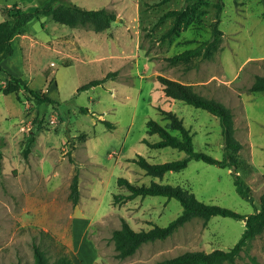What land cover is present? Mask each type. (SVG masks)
Segmentation results:
<instances>
[{"label":"rangeland","instance_id":"374dc122","mask_svg":"<svg viewBox=\"0 0 264 264\" xmlns=\"http://www.w3.org/2000/svg\"><path fill=\"white\" fill-rule=\"evenodd\" d=\"M46 1L0 0V21L8 17L6 7L28 8ZM66 1L114 10L117 20L109 29L96 30L89 23L70 27L41 16L14 38L13 54L2 61L0 264H33L34 242L43 245L50 260L64 245L73 264H154L187 251L229 249L240 239L245 221L215 215L206 222L195 217L171 236L144 243L133 255L119 259L112 231L121 226L122 217L137 230L149 229L155 223L167 225L182 206L179 200L163 196L115 203L114 194L129 192L119 186V177L138 185L155 179L181 185L199 200L240 214L260 207L264 91H252L251 86L257 75L264 74V0H224L218 18L217 0ZM169 10L177 13L161 18ZM215 25L221 34L211 56L201 53L187 62L168 61L209 39ZM8 74L26 79L33 90L59 104L38 103L23 87L18 93L4 94ZM159 75L192 84L198 93L232 109L235 135L243 144L239 156L248 164L240 173L253 201L237 192L229 168L192 159L182 171L160 179L146 175L129 160L141 154L151 163H163L186 155L143 142L145 137L159 139L147 132L149 119L166 122L158 106L183 119L193 133L195 150L223 158L219 117L165 96ZM94 79L104 81L78 91ZM76 172L80 199L74 205L69 195ZM229 264H264V233L249 241Z\"/></svg>","mask_w":264,"mask_h":264},{"label":"trees","instance_id":"16d2710c","mask_svg":"<svg viewBox=\"0 0 264 264\" xmlns=\"http://www.w3.org/2000/svg\"><path fill=\"white\" fill-rule=\"evenodd\" d=\"M215 6L218 18L223 11L224 0H217ZM4 10L8 17L0 21V70L3 69L2 61L13 54L14 47L12 43L14 38L24 31L28 23L34 19H39L41 16H51L55 21L70 27L89 23L96 30L109 29L113 22L117 20V14L114 10L108 8L89 9L79 4L69 3L66 0H48L42 5H35L28 8H21L17 4H14L11 7L4 8ZM176 13L175 10H169L161 18L173 16ZM177 19L178 16L175 17V20ZM174 28L175 26L169 32L173 31ZM220 34L221 30L215 25L212 30V36L209 39L194 48L186 49L183 52L169 57L168 61L171 64L187 62L201 53L204 56H211L217 49ZM8 76L7 84L3 88L4 94L12 92L18 93L23 87L38 103H47L54 107H57L59 104L57 100L46 94L33 90L28 85L26 79L12 74H8ZM158 80L165 96L168 98L181 100L197 108L205 109L219 117L224 143L223 158L218 159L204 151L195 150L193 133L185 125L183 119L175 111L158 106L162 119L166 122L162 124L154 118L149 119L147 121V132L150 135L158 134L159 139L157 141H151L145 137L143 142L150 148L161 149L171 147L185 152L186 155L182 158L163 163H151L141 154H136V156L129 160L142 168L146 175L160 179L166 173L182 171L192 159L202 160L222 168H229L232 170L233 182L237 192L244 199L253 201L251 188L246 185L240 173V170L246 168L248 164L239 156V151L242 149L243 144L235 135L236 129L232 109L214 98L198 93L192 84H186L162 75L158 76ZM103 81L104 79L91 80L80 86L78 91L101 84ZM251 90L264 91V74L255 77ZM104 123L110 124L105 120ZM33 140L34 137L32 134L29 145L24 150L25 156L28 155L30 144ZM118 184L119 186H125L129 192L114 194L115 203L131 200L137 196L142 198L147 196H163L168 199L175 198L179 200L182 206L181 213L167 225L155 223L149 229L137 230L125 217H122L121 226L112 231L116 257L119 259H125L133 255L144 243L171 236L179 227L195 217L203 218L205 222L209 221L215 215L234 217L245 221V229L237 243L227 250L216 248L211 251H187L175 257L158 260L154 264H229L241 255V252L249 241L264 233V194L261 196L260 207H256L252 213L240 214L230 208L199 200L194 192L181 185L164 184L155 179L149 185H138L125 177H119ZM70 189L69 198L74 205H77L80 199L78 172L72 178ZM32 247L34 250L33 264H73L69 254L65 251L64 245L59 249V256L55 260H50L46 249L40 243L34 242ZM252 259L255 261L254 257ZM18 264L21 263L19 262Z\"/></svg>","mask_w":264,"mask_h":264}]
</instances>
